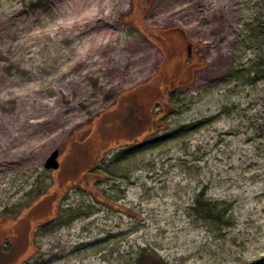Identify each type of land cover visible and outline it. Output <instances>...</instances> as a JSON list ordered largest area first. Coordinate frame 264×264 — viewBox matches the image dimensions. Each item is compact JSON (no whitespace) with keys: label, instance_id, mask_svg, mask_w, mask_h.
I'll use <instances>...</instances> for the list:
<instances>
[{"label":"rangeland","instance_id":"obj_1","mask_svg":"<svg viewBox=\"0 0 264 264\" xmlns=\"http://www.w3.org/2000/svg\"><path fill=\"white\" fill-rule=\"evenodd\" d=\"M78 1L0 0V264H264V0Z\"/></svg>","mask_w":264,"mask_h":264},{"label":"bare ground","instance_id":"obj_2","mask_svg":"<svg viewBox=\"0 0 264 264\" xmlns=\"http://www.w3.org/2000/svg\"><path fill=\"white\" fill-rule=\"evenodd\" d=\"M105 0H80L76 3H74L73 8L71 10V13H74V7H78L77 10H82L83 14L81 19H91L99 15V19H107L112 10H114V6H118V3L120 0H113L109 1L107 0V3L104 2ZM214 2V1H213ZM220 0H216L214 3H219ZM187 7V6H186ZM186 7H183L180 5L179 2L176 3V6L172 8L173 11H185ZM74 10V11H73ZM105 10V11H104ZM80 14V13H79ZM81 33L76 32L75 35L71 37L77 38ZM109 37L104 36L102 34L92 35L91 37H87L83 39L82 41L77 40L75 42L76 47V58L73 60V64H83L84 67H86V70L83 72L84 78H88L92 75V73L95 71L98 63L102 62L103 54L109 49L110 43H109ZM141 64L139 68L144 69L145 66H143L142 62H139ZM77 78L72 77L70 80L65 81V83H68L72 86L77 87Z\"/></svg>","mask_w":264,"mask_h":264},{"label":"trees","instance_id":"obj_3","mask_svg":"<svg viewBox=\"0 0 264 264\" xmlns=\"http://www.w3.org/2000/svg\"><path fill=\"white\" fill-rule=\"evenodd\" d=\"M196 205H195V209L199 210H203L205 212H211L213 211V208L210 207V204L206 202L205 205L202 204V200L201 198L198 196V198L196 199ZM218 219L220 220V216L218 213ZM136 264H166L165 262H163L160 258H158L157 256L153 255V254H149L147 253L145 250L141 253L140 257H138Z\"/></svg>","mask_w":264,"mask_h":264},{"label":"water","instance_id":"obj_4","mask_svg":"<svg viewBox=\"0 0 264 264\" xmlns=\"http://www.w3.org/2000/svg\"><path fill=\"white\" fill-rule=\"evenodd\" d=\"M187 47H190L189 44ZM57 154L58 150L53 151L46 159L45 168H57L58 161H57Z\"/></svg>","mask_w":264,"mask_h":264},{"label":"flooded vegetation","instance_id":"obj_5","mask_svg":"<svg viewBox=\"0 0 264 264\" xmlns=\"http://www.w3.org/2000/svg\"><path fill=\"white\" fill-rule=\"evenodd\" d=\"M187 48H188V50L186 49L187 53L190 55V57L193 56V54L191 55V51H190L191 50V47L190 48L187 47Z\"/></svg>","mask_w":264,"mask_h":264}]
</instances>
